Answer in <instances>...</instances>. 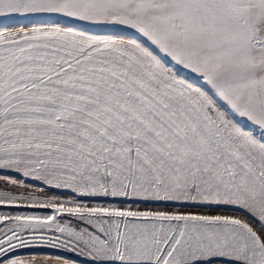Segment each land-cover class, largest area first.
<instances>
[{
  "label": "snow or ice",
  "instance_id": "obj_1",
  "mask_svg": "<svg viewBox=\"0 0 264 264\" xmlns=\"http://www.w3.org/2000/svg\"><path fill=\"white\" fill-rule=\"evenodd\" d=\"M0 264H264V0H0Z\"/></svg>",
  "mask_w": 264,
  "mask_h": 264
}]
</instances>
